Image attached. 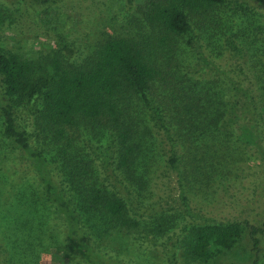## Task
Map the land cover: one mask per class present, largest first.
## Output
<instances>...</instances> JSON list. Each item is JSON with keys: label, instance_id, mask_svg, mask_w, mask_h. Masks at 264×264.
<instances>
[{"label": "rangeland", "instance_id": "374dc122", "mask_svg": "<svg viewBox=\"0 0 264 264\" xmlns=\"http://www.w3.org/2000/svg\"><path fill=\"white\" fill-rule=\"evenodd\" d=\"M149 1L0 0V47L41 61L58 55L65 63L73 64L94 57L97 47L108 38L133 37L151 49V57L162 70L163 77H168L167 84L159 87L169 93L168 83H172L170 77H176V66L170 63L172 53L158 42V31H154L141 14ZM240 12H244L242 19L237 15ZM226 14L234 15V20L239 22L232 33L240 34V28H254L258 21L264 20V0H226L213 13H188L193 26L199 28V34H207L210 42L213 28L204 27V24H217ZM231 61L224 57L216 63H206L192 57L180 67L185 70V77L199 80L204 90L208 81L220 78L211 77L212 74L222 76L226 73L228 77L223 78L242 84L235 77L241 70V61L238 62V56H231ZM242 85L245 86V82ZM252 85L245 86L251 93ZM253 95L254 104L264 107L254 92ZM202 98L195 96L187 105L193 114L190 119L181 106L188 97L178 100L180 105L171 123L166 122V115L160 111L152 113L154 123L160 128L155 132L156 140L151 131L136 124L135 139L139 150L165 161L176 156L178 166L164 163L156 187L144 186L132 192L136 200H142L138 205L132 201L134 204L130 207L133 217L140 222L137 229L127 230L123 239L106 236L98 230L92 232L90 244L106 253L112 264H185L180 257L179 244L181 234L190 223L249 220L257 226L263 225L264 131L258 129L251 144H242L234 136L238 125L219 122L216 109L209 108ZM247 99L242 93L232 98L237 105L234 115L244 112L253 117L256 106ZM6 102L12 103L0 75V264H25L17 254L29 239L34 242L25 250L29 264H89L81 253L71 250L66 243L62 218L54 214L55 206L46 200L37 161L5 134L1 104ZM38 105V102L14 105L16 123L28 135L31 147L43 153V159L56 174V144L51 135L36 124ZM126 119L130 122L134 117L126 114ZM96 138L101 141L81 134L76 143L83 155L98 161L93 166V174L100 176L102 184H114L118 175L113 174L110 161L101 163L100 158L111 155L109 147L116 148L115 140L103 127ZM230 138L234 140H227ZM213 139L224 142L218 145L216 157L210 153L214 148L210 144ZM227 144L234 147L228 151ZM228 152L234 165L230 172L221 171L226 164L224 153ZM186 165H189L188 170ZM218 172L220 175L213 182L212 177ZM203 187L205 190H201ZM253 257L251 240L246 235L241 245L209 264H250ZM259 264H264V234Z\"/></svg>", "mask_w": 264, "mask_h": 264}, {"label": "trees", "instance_id": "16d2710c", "mask_svg": "<svg viewBox=\"0 0 264 264\" xmlns=\"http://www.w3.org/2000/svg\"><path fill=\"white\" fill-rule=\"evenodd\" d=\"M225 2L150 0L142 8V16L154 31H158V42L172 53L170 63L176 66V77H170L169 93L159 87L167 84L168 77H163L162 70L151 57V49L133 37L108 38L97 47L94 57L73 64L65 63L58 55L41 61L0 47V75L6 94L12 101L1 104L5 134L37 161L46 200L55 206L54 214L62 218L60 222L66 231V243L71 250L81 253L89 264H112L106 253L90 244L92 232L98 230L106 236L123 239L127 230L137 229L140 222L133 217L130 207L134 203L141 204L142 200L139 197L136 200L132 192L144 186L156 187L164 163L178 166L176 156L165 161L139 150L134 129L137 123L139 127L151 131L156 140L158 136L155 132L158 133L160 128L154 123L152 113L160 111L166 115V122L171 123L180 105L178 100L188 97L189 100H184L181 106L190 119L193 114L187 105L194 101L195 96H202L201 100H206L207 106L218 112L216 117L219 116V122L238 125L234 136L242 144H251V138L264 131V107L259 108L254 104L253 95L254 92L264 105V20L258 21L254 28H240V34H234L232 32L239 22L234 20L232 14L223 15L217 24H204V27L213 28L210 42L207 34H199V28L193 26L188 15L189 12L203 15L213 13L219 4ZM243 13L237 14L240 19L244 17ZM231 56H238V62L241 61V70L237 74L239 76L235 75L236 79L242 84L245 82L247 87L254 84L251 86L252 93L244 85L223 78L228 77L226 73L222 76L212 74L211 77L220 78L208 81L203 90L201 82L185 77V70L180 67H184L192 57L206 63H216L225 57L231 63ZM239 93L247 96V101L251 100V105L256 106L253 109L254 118L244 112L234 115L237 105H234L232 98L239 96ZM27 102H38L36 124L43 132L50 134L56 144V174L43 159V153L31 147L26 132L17 126L14 105ZM126 114L134 119L129 122ZM100 127L112 134L115 140L116 148L111 144L109 147L111 155L100 158L101 163L110 161L113 174L119 177L115 176L117 182L110 185H103L100 176L93 174V166L98 161L83 155L76 143L81 134L101 141L96 138ZM210 144L214 147L210 153L216 157L218 145L224 142L213 139ZM82 145L86 148L85 143ZM227 145L230 147L228 151L234 147ZM224 156L226 164L221 171L230 172L234 163L229 152ZM186 169H189V165H186ZM219 175V172L215 174L212 181ZM201 190H205V187ZM56 220L58 222L59 219ZM263 234L264 223L257 226L249 220L190 223L181 234L180 257L185 264H209L241 245L247 235L254 252L250 264H259ZM33 245L34 242L29 239L17 254L25 264H29L25 250Z\"/></svg>", "mask_w": 264, "mask_h": 264}]
</instances>
